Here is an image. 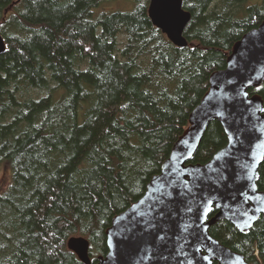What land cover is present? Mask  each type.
Returning <instances> with one entry per match:
<instances>
[{"label":"trees","instance_id":"obj_1","mask_svg":"<svg viewBox=\"0 0 264 264\" xmlns=\"http://www.w3.org/2000/svg\"><path fill=\"white\" fill-rule=\"evenodd\" d=\"M15 1L0 0V161L11 172L0 191V264H82L66 246L72 236L88 240L96 261L112 218L159 172L209 75L264 19V0H183L182 49L152 25L149 0H131L129 11L99 10L112 0ZM249 92L264 104V82ZM226 141L210 122L191 162ZM209 232L264 264V216L247 233L226 220Z\"/></svg>","mask_w":264,"mask_h":264},{"label":"water","instance_id":"obj_2","mask_svg":"<svg viewBox=\"0 0 264 264\" xmlns=\"http://www.w3.org/2000/svg\"><path fill=\"white\" fill-rule=\"evenodd\" d=\"M182 1L149 0L147 7L152 25L181 49L188 45L183 32L191 18ZM4 51L0 35V55ZM263 82L264 19L234 43L225 67L209 75L186 128L143 195L112 218L106 253L92 261L82 236L70 237L67 248L82 264H249L209 229L226 220L247 233L264 216V191L257 186L264 104L258 93L249 92ZM212 121L221 125L226 144L206 163H192Z\"/></svg>","mask_w":264,"mask_h":264},{"label":"rangeland","instance_id":"obj_3","mask_svg":"<svg viewBox=\"0 0 264 264\" xmlns=\"http://www.w3.org/2000/svg\"><path fill=\"white\" fill-rule=\"evenodd\" d=\"M249 4H260L262 0H247ZM132 8L131 0H112L100 5L101 11H129ZM33 95H43L42 92H33ZM11 172L5 162L0 161V191L4 190L10 183Z\"/></svg>","mask_w":264,"mask_h":264}]
</instances>
